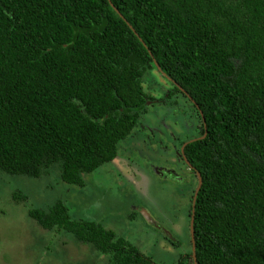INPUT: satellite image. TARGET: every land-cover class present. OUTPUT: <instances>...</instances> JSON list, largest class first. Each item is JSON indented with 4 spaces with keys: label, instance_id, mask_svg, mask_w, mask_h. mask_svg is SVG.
I'll return each instance as SVG.
<instances>
[{
    "label": "trees",
    "instance_id": "1",
    "mask_svg": "<svg viewBox=\"0 0 264 264\" xmlns=\"http://www.w3.org/2000/svg\"><path fill=\"white\" fill-rule=\"evenodd\" d=\"M154 73L199 120L183 148L188 225L201 178L196 264H264V0H0V176L57 167L84 186L149 111ZM27 214L109 264H158L101 224L71 220L61 201ZM191 247L175 264H194Z\"/></svg>",
    "mask_w": 264,
    "mask_h": 264
},
{
    "label": "rangeland",
    "instance_id": "2",
    "mask_svg": "<svg viewBox=\"0 0 264 264\" xmlns=\"http://www.w3.org/2000/svg\"><path fill=\"white\" fill-rule=\"evenodd\" d=\"M153 78L160 87L144 81L148 94L158 97L162 91L171 89L167 80L156 73ZM175 99V114L155 101L149 103V111L121 142L117 157L85 175L84 186L63 182L57 167L39 178L2 174L0 264H109L108 258L92 245L78 242L64 230H44L27 214L30 209H47L58 201L66 206L71 220L101 224L158 264H175L181 254L189 252L191 190L187 184L163 179L155 173L162 171L160 167H168L179 174L193 175L188 167L167 166L166 162L172 160L160 152L153 137L156 129L165 138L171 136L169 145L164 139L161 142L163 150L172 154L178 140L197 135L196 112L182 95ZM17 192L25 195L26 200H16ZM142 210L149 213L159 228L147 221ZM166 235L180 240L181 245L172 246Z\"/></svg>",
    "mask_w": 264,
    "mask_h": 264
},
{
    "label": "flooded vegetation",
    "instance_id": "3",
    "mask_svg": "<svg viewBox=\"0 0 264 264\" xmlns=\"http://www.w3.org/2000/svg\"><path fill=\"white\" fill-rule=\"evenodd\" d=\"M169 90L168 91L166 90L165 92L162 91L158 97H155L154 101L157 103L166 104L167 106H165L164 108H167V111H171L172 113L175 114L173 107H174V105L177 104V101H175L176 100L175 98L178 96V94H175L170 98H166L165 96H167V94L165 95V93L169 92ZM160 107H161V105H160ZM169 107H172V108L169 109ZM196 128H197V125H196ZM198 132L199 131L197 130V134H198ZM196 136L193 138H190V139H186V140H183L184 138H182L181 140H178V142H176L175 145L173 146L172 154H169L168 152L166 153L165 150H163L162 142H161V140L164 139L166 141V143H168V145H169L170 144L169 143L170 138L172 139L171 136H167L165 138L164 133H160V131H158L156 129L155 135L153 137H154V139H157L156 142H157V144H159V146L161 148L160 152L161 153L163 152L164 156H166L167 158H171V160H172V161L166 162L167 166H184V167H188L189 169H191L187 165V163L184 159L183 148L188 142L195 140ZM160 168H162L161 172L155 171V173H157V175L159 177H161L163 179H170V180L175 181V182H181L182 184H186V181H187L186 176L187 175L179 174V173L175 172V170L172 168H168V167H160ZM158 228H159V225H158Z\"/></svg>",
    "mask_w": 264,
    "mask_h": 264
},
{
    "label": "water",
    "instance_id": "4",
    "mask_svg": "<svg viewBox=\"0 0 264 264\" xmlns=\"http://www.w3.org/2000/svg\"><path fill=\"white\" fill-rule=\"evenodd\" d=\"M157 69L159 70V66L157 65L156 62H154ZM181 89V88H180ZM183 91V90H182ZM190 100L191 98L188 97ZM192 101V100H191ZM197 107V106H196ZM187 163V162H186ZM188 164V163H187ZM189 166V165H188ZM190 167V166H189ZM191 168V167H190ZM198 176V186L195 190V193H194V197H193V201H192V207L194 209V198L198 192V190L200 189V186H201V178L199 176V174H197ZM193 209H192V216H191V219H190V225H189V234H190V239H191V243H192V247H191V250H192V258H193V263L196 264V257H195V245H194V238H193ZM142 214L144 215V217L147 219V221H149L151 224H153L156 228H158V224L156 223V221L154 219H152L149 215V213L146 211V210H142Z\"/></svg>",
    "mask_w": 264,
    "mask_h": 264
}]
</instances>
